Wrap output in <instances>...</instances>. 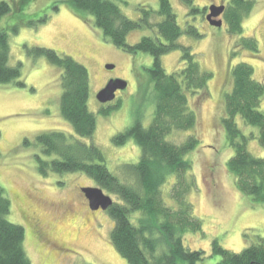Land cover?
I'll return each instance as SVG.
<instances>
[{"label": "rangeland", "instance_id": "rangeland-1", "mask_svg": "<svg viewBox=\"0 0 264 264\" xmlns=\"http://www.w3.org/2000/svg\"><path fill=\"white\" fill-rule=\"evenodd\" d=\"M5 1L11 5L12 13L0 23V29L8 33L10 65L22 63V80L26 84L25 88L0 85V187L12 203L7 219L26 229L24 250L32 264H129L111 242L112 218L104 210L92 211L82 192L98 185L76 172L51 173L48 177L39 174L37 157L49 158L41 152L37 136L52 131L73 135L74 130L61 116V69L43 57L34 60L28 55L27 46L50 47L88 68L91 87L88 107L95 113L98 125L91 139L81 141L100 147L109 171L127 183L132 181L123 166L138 163L141 149L134 140L116 147L113 137L137 121L146 128L151 124L155 94L147 69L154 64V58L146 52L131 55L118 49L94 26L92 17L75 12L69 0H27L25 5L21 0ZM113 1L130 20L141 18L143 6L160 9V0ZM254 1L253 10L244 18L240 36L229 35L223 15L219 28L206 17L209 7L228 6L229 0H194L195 6L206 8L204 15L189 14V7L182 0L171 1L181 28L192 25L203 35L201 39L184 35L180 43L189 46L201 68L213 74L207 91L190 97L189 104L197 114L196 128L175 133L169 139L181 144L194 135L200 140L199 147L187 156L193 163L196 179L188 199L203 228L196 234H186L184 239L189 249L206 253L198 264L219 263L220 256L212 253L214 240L225 249L240 253L264 239V204L242 194L236 177L229 172L227 163L234 151L228 145L222 124L227 114L225 95L233 86L232 67L245 62L255 69L254 79L264 83V0ZM15 27L19 28L18 33H14ZM152 35L147 29L133 31L127 42L134 45L144 36ZM243 37H254L260 53L255 55L239 48ZM234 52L238 53L236 57ZM181 57V51L163 56L165 72L171 74L184 68ZM109 65L115 68L108 70ZM114 79L127 81L128 87L116 93L115 101L102 105L97 95ZM119 102L120 108L111 115L99 114L102 107ZM260 110L264 112V98ZM238 123L244 134L256 135L248 141V150L264 158L258 128L248 126L240 118ZM111 197L118 202L114 195Z\"/></svg>", "mask_w": 264, "mask_h": 264}, {"label": "trees", "instance_id": "trees-1", "mask_svg": "<svg viewBox=\"0 0 264 264\" xmlns=\"http://www.w3.org/2000/svg\"><path fill=\"white\" fill-rule=\"evenodd\" d=\"M27 0H21L25 5ZM172 0H160L159 11L145 6L142 16L130 20L113 0H69L72 9L81 15H90L94 26L104 38L125 53H149L154 64L147 69L155 94L154 118L148 128L137 121L127 131L116 134L113 143L124 146L130 140L141 149L140 160L123 166L132 182L121 181L107 167L103 150L81 139H91L97 130L98 119L88 107L90 100L89 70L72 56L41 46H27V53L34 60L45 58L52 66L61 69V116L73 135L65 132H43L37 136L41 152L49 159L37 157L39 174L81 173L93 180L105 193L114 195V202L107 214L113 220L111 242L118 254L129 264H198L206 253L185 246L186 234H196L203 228L188 199L196 186L193 163L188 155L195 151L200 140L191 135L181 144L172 142L175 133L189 132L196 128L197 114L192 110L190 97L207 91L213 74L203 70L189 46L180 43L184 35L203 38L198 28L188 25L182 29L172 8ZM189 7V14L204 15L206 8L195 6L194 0H182ZM255 6L254 0H229L223 14L232 36L244 31V18ZM57 10V7H54ZM12 13V7L0 0V23ZM157 20V21H156ZM46 22V20H42ZM151 30L134 45L127 42L133 31ZM14 33L19 28L15 27ZM239 48L260 53L258 41L242 38ZM176 51L182 52L185 67L169 74L161 58ZM11 47L8 33L0 29V85L15 84L25 88L22 80V63L10 65ZM234 57L238 55L233 53ZM255 69L242 62L231 68L233 86L225 95L226 116L222 120L228 145L234 156L228 161L229 172L236 177L237 187L254 202L264 204V158L248 150L247 143L256 138L254 133L244 134L238 119L248 126L258 128V140L264 148V112L260 110L264 98V83L254 79ZM104 106L99 111L103 117L120 108ZM169 186L168 191H164ZM12 203L0 187V264H32L24 250L26 229L11 223L8 216ZM212 253L220 256L218 264H264V239L250 245L240 253L225 249L213 241Z\"/></svg>", "mask_w": 264, "mask_h": 264}, {"label": "water", "instance_id": "water-1", "mask_svg": "<svg viewBox=\"0 0 264 264\" xmlns=\"http://www.w3.org/2000/svg\"><path fill=\"white\" fill-rule=\"evenodd\" d=\"M209 10L210 13L206 16L209 23L214 27H221L223 25V19L221 17L226 10V6L212 5L209 7ZM113 68H115V65L107 66L108 70H113ZM127 87V81L121 79L111 80L97 95L98 100L102 105L113 102L117 97L116 93L120 90H125ZM82 192L85 194L86 199H88L92 211H98L99 209L108 211L114 203L111 195H107L99 186L87 187L83 189Z\"/></svg>", "mask_w": 264, "mask_h": 264}, {"label": "flooded vegetation", "instance_id": "flooded-vegetation-1", "mask_svg": "<svg viewBox=\"0 0 264 264\" xmlns=\"http://www.w3.org/2000/svg\"><path fill=\"white\" fill-rule=\"evenodd\" d=\"M88 205H89V203H88Z\"/></svg>", "mask_w": 264, "mask_h": 264}]
</instances>
